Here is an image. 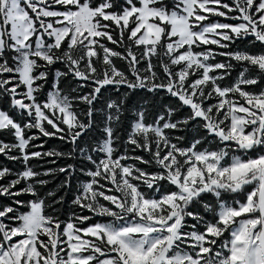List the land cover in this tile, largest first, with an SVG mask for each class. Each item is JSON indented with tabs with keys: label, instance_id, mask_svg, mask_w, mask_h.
Returning a JSON list of instances; mask_svg holds the SVG:
<instances>
[{
	"label": "snow or ice",
	"instance_id": "6c2138e0",
	"mask_svg": "<svg viewBox=\"0 0 264 264\" xmlns=\"http://www.w3.org/2000/svg\"><path fill=\"white\" fill-rule=\"evenodd\" d=\"M0 137V264H264V0H0Z\"/></svg>",
	"mask_w": 264,
	"mask_h": 264
},
{
	"label": "trees",
	"instance_id": "16d2710c",
	"mask_svg": "<svg viewBox=\"0 0 264 264\" xmlns=\"http://www.w3.org/2000/svg\"><path fill=\"white\" fill-rule=\"evenodd\" d=\"M239 47L243 48L244 45L247 43V41L244 42H237ZM233 47H236V45H234ZM259 46L257 45V48ZM253 51L256 50V48L252 49ZM219 59V58H218ZM120 63V62H118ZM235 75V74H234ZM109 96H111L113 99L116 98V94L115 91L113 89H107L103 92V95L101 96L100 99V103L97 105V108L102 107L104 101L106 98H108ZM167 102V100L165 101ZM100 121L99 119H97V124H99ZM102 134L99 131L98 128H94L87 136L83 137L81 140V144L83 145L85 142H94L98 137H100ZM0 138H5L8 139L7 137H0ZM37 143H39V141H37ZM71 145L65 144L60 140L57 139H49L47 140L46 144H45V149L44 150H49V149H59L61 151H70L71 150ZM75 160L72 159H61L57 161L56 165H48L45 164V167H59V166H63L65 164H70V163H75ZM0 163L6 164L9 167H12L13 169H19L21 167L20 164H13L12 162L4 159V157L0 156ZM33 165H38L37 161H32L31 162ZM44 179H48L50 182L44 186V188L41 189V193L42 195L47 194L49 191H55L56 192V197H60L63 196L65 203L64 205L58 206V209L64 214L67 215L68 213H70V211L73 210V206L71 204V201L74 197L75 194V189L76 186L78 184V181L80 179H83V177H80L79 175L74 176L73 180H72V186L70 188H59V185L61 184V182L65 179L63 174H59L55 177H44ZM23 199H31V197H23ZM49 203H51V200L48 201ZM87 214V213H86ZM63 218V216H62Z\"/></svg>",
	"mask_w": 264,
	"mask_h": 264
}]
</instances>
